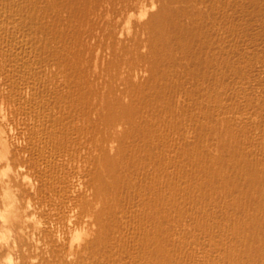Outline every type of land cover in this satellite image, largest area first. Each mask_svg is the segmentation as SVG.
<instances>
[{"label": "bare ground", "instance_id": "1", "mask_svg": "<svg viewBox=\"0 0 264 264\" xmlns=\"http://www.w3.org/2000/svg\"><path fill=\"white\" fill-rule=\"evenodd\" d=\"M0 256L264 264V0H0Z\"/></svg>", "mask_w": 264, "mask_h": 264}, {"label": "rangeland", "instance_id": "2", "mask_svg": "<svg viewBox=\"0 0 264 264\" xmlns=\"http://www.w3.org/2000/svg\"><path fill=\"white\" fill-rule=\"evenodd\" d=\"M216 36H217V35H216ZM219 36H220V35H218L217 37H219ZM217 37H216V40H218ZM220 37H221V36H220ZM220 37H219V38H220ZM143 38H144V37H143ZM98 42H99V41H98ZM209 92H210V89L208 88L207 93H208V95L210 94V95L208 96V104H207V106H208V114H209L210 109H211V107H212V105H213V101H212L211 93H209ZM210 97H211V98H210ZM210 99H211V100H210ZM209 100H210V101H209ZM211 101H212V102H211ZM209 124H211V126H210ZM215 124H216L215 121H212V120L210 121V118L208 117V134H209V133L211 134V132H212L211 129L214 130L215 127L220 128V127H219V124H218L217 126H216ZM212 125H214V126H212ZM213 127H214V128H213ZM210 131H211V132H210ZM211 135H212V136H211ZM211 135H210V137L208 138V139H209V143H208L209 145L206 144V143H204L205 141H197V142H195V144H197V145L194 144L193 149L188 148L189 146H187L186 151L189 149V150H188L189 153L185 151V153H187V154L183 153V155H181V157H185L184 155H188V154H192V153H194L193 155L196 154V155H202L203 158L205 157V159H203V161L201 162V165L203 164L204 160H205V162H207V163L204 162V165L201 166V168H198V171H195L196 168H193V167H190V166H187V168H186V169H187L188 171H190V172H191L192 170H194V171H195L194 174H195L196 177H198V174H199V173H200L199 176L203 175V174H204L203 172L206 171V170H205V169H206L205 165H207V164H210V165H211V163H212V161H211V159L208 157V155H209V151H213V148H212V147H214V145H212V144H213L214 142H216V140H218V137H217V139H215L216 136H214L213 134H211ZM211 139H212L213 141H211ZM214 139H215V140H214ZM202 142H203V143H202ZM207 142H208V141H207ZM211 142H212V144H210ZM201 143H202V145H201ZM203 145H204L205 147H203ZM209 146H210V147H209ZM211 146H212V147H211ZM207 147H208V150H207ZM211 148H212V150H211ZM203 149H204V152H202ZM206 150H207L208 152H207ZM200 152H202V153H204V154H205V152H206V153H208V155H207V154L203 155V154H201ZM206 155H207V156H206ZM207 158H209V160H208ZM207 160H208L209 162H208ZM188 167H189V168H188ZM204 167H205V168H204ZM190 169H191V170H190ZM201 169H203V170H201ZM212 169H213V167H212ZM204 170H205V171H204ZM202 171H203V172H202ZM198 172H199V173H198ZM196 173H197V175H196ZM190 182H191V181H190ZM190 182H189V183H190ZM192 183H193V181H192ZM199 187H200V186H199ZM208 187H209V186H208V182H207L206 184H204V186H202L201 189H202V191H203V190L206 191V189H207V192H208V191H209V190H208ZM203 188H204V189H203ZM196 192H197V191H196ZM198 192H199V191H198ZM198 192L195 193V194H198ZM199 193H200V192H199ZM209 207H210V206L208 205V210L210 209ZM191 232H192L193 235H194V234H195V235H196V234L199 235V232H200V231L197 230V229H195V230L190 231V233H191ZM192 234H191V235H192ZM196 243H197V241L193 244V246L191 245L192 247L190 246V248L193 249L196 253L198 252L196 255H197V257H200V256H199L200 251H197V246H198V250H200V247H202V246H200L201 244L199 243V241H198L197 244H196ZM195 246H196V247H195ZM193 247H194V248H193ZM4 259H5V256H0V261H1L0 264H2V263L5 261ZM2 260H4V261H2Z\"/></svg>", "mask_w": 264, "mask_h": 264}]
</instances>
